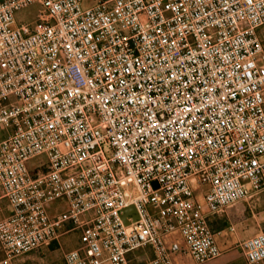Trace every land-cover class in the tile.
<instances>
[{"label": "built area", "instance_id": "2783aa9c", "mask_svg": "<svg viewBox=\"0 0 264 264\" xmlns=\"http://www.w3.org/2000/svg\"><path fill=\"white\" fill-rule=\"evenodd\" d=\"M84 1L0 0V264L70 232L65 264L218 258L210 217L264 195V0Z\"/></svg>", "mask_w": 264, "mask_h": 264}, {"label": "crops", "instance_id": "0c3cea01", "mask_svg": "<svg viewBox=\"0 0 264 264\" xmlns=\"http://www.w3.org/2000/svg\"><path fill=\"white\" fill-rule=\"evenodd\" d=\"M236 204H234V205H236ZM233 206H231V207H233ZM231 207H229L225 213H222V214H225L224 215L225 218L227 220H229L230 223L233 220L235 222V225L236 224L243 225V223H242L243 221H238V219L248 218L246 216L247 210H249L248 211L249 213H253L254 217H249V219L252 220L253 218H255V223H253V225L251 227H249V229H245V227H243V230L248 231V233H246L242 236L241 235H235L233 238L224 237V238L218 239V236L222 232H220V231L214 232L216 234L217 244H218L222 254L218 258L210 260L208 262H205L204 264H248L246 256H245L244 252L242 251V249L239 247V244L243 240L248 239V238L253 237V236H256V235L260 234L261 232H263L264 225H263V223H259V222H262L261 220H263L262 219L263 218L262 213H264V201L262 198V200H260V201L259 200L255 201L254 205L241 204V205H239L235 208H232V209H231ZM55 209L62 210L63 204L56 203V204L52 205L51 211L53 212V211H55ZM9 214H10V211L8 208L7 201L6 200L1 201L0 202V217L7 216ZM222 214L210 217L209 224H211L216 218H219ZM252 229L254 231L252 233H249V231ZM230 230L234 231L235 230L234 226L232 228H230ZM70 233H71V235H73V240H74V237H75V239L77 238V244L79 247L80 246L79 235L76 233H72V232H70ZM70 233H62L60 235L59 239L54 243H60L61 239L63 240L64 236H67L66 239L68 241H72V238L70 237ZM180 239H181V237H180ZM171 241H177V240L175 238H172V239L169 238L168 244ZM179 244L181 247V251L174 255V257H173L174 263L175 264H194L192 257L187 252H185V244L182 241V239H181ZM72 249H75V248H72ZM3 258H4V255H3L2 251L0 250V261L3 260ZM35 259H33V258L30 259L29 257L27 259H18L16 261H14L13 264H33L29 260H31L33 262ZM64 263H65V261H64ZM261 264H264V262H262Z\"/></svg>", "mask_w": 264, "mask_h": 264}, {"label": "rangeland", "instance_id": "374dc122", "mask_svg": "<svg viewBox=\"0 0 264 264\" xmlns=\"http://www.w3.org/2000/svg\"><path fill=\"white\" fill-rule=\"evenodd\" d=\"M94 4L93 0H85L84 1V7H89L92 6ZM42 8L39 5H32L24 10H21L20 12H18L15 16L16 18V22L18 24L21 23H33L36 21L37 19V15L41 12ZM6 136V133L4 131H0V140L3 139ZM39 159H35L33 161V163H35L38 161ZM35 165H31L32 167H35ZM264 201V195L257 197V200H249V201H241L238 202L236 205H234L232 208H235L241 204H251L254 205L255 201H260L262 200ZM257 203V202H256ZM249 209V208H248ZM249 210H247L246 212V216L248 218L244 219H238V221H243V225H239L236 224L235 222L232 220V222L230 223L229 220H227L225 218V214H222L219 218H216L211 224V230L213 232H217L220 231L222 232L219 236L218 239L224 238V237H231L233 238L235 235H244L246 233H248V231H244L243 227H245V229H249V227H251L253 225V223H255V218H253L252 220L249 219V217H254L253 213H249ZM262 222L259 223H263L264 225V213H262ZM234 226L235 230L231 231L230 228H232ZM225 230V231H224ZM224 231V232H223ZM254 230H250L249 233H252ZM264 232V229H263ZM75 233V232H72ZM78 234V233H76ZM70 237L72 238V241H68L66 238L67 236L63 237V240L61 239L60 243H52L50 246L48 247H44L43 249H41L38 252H31L28 254L23 255L20 259H27L28 257L30 259H35L33 262L31 260H29L31 263L33 264H65L64 263V255L66 252H68L69 250H71L72 248H77L78 244H77V238L73 240V235H71L70 233ZM172 238H175L179 243L181 241L179 235L175 234L174 236H171ZM170 237V239H172ZM136 255L140 256V258L142 259L141 262H145L148 259H150L152 256V252L149 248H145L142 250H139L135 253Z\"/></svg>", "mask_w": 264, "mask_h": 264}, {"label": "water", "instance_id": "95a60500", "mask_svg": "<svg viewBox=\"0 0 264 264\" xmlns=\"http://www.w3.org/2000/svg\"><path fill=\"white\" fill-rule=\"evenodd\" d=\"M130 216L133 218L134 221H136L138 218L137 211L134 208V206H130V207L126 208L124 211V217L123 218H124V221L126 224H128L127 217H130Z\"/></svg>", "mask_w": 264, "mask_h": 264}]
</instances>
